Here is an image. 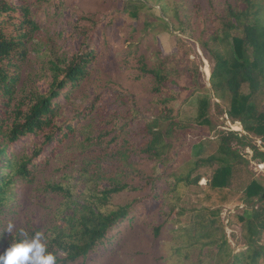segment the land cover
Listing matches in <instances>:
<instances>
[{"label":"trees","instance_id":"16d2710c","mask_svg":"<svg viewBox=\"0 0 264 264\" xmlns=\"http://www.w3.org/2000/svg\"><path fill=\"white\" fill-rule=\"evenodd\" d=\"M51 1L0 0V215L10 200L8 191L15 181L14 177L22 182H34L41 163L49 162L50 157L76 134L79 126L83 130V122L101 107L99 100H95L82 114L60 119V98L70 96L89 79L102 53V44L106 52L113 48V42L108 37L104 40L105 33L93 13L82 12L78 18L80 33L87 41L83 42L85 47L71 59L62 55L52 62V80L48 91L40 93L32 89L23 93L20 88L22 69L28 57L26 44L32 41L43 23V17L38 13L41 5L49 3L46 19H50L68 2L55 0L53 7ZM208 2L212 5L210 12H206L200 4L195 6V12L201 29L200 42L215 59L210 77L211 90L216 99L228 100V116L241 122L246 134L236 131L220 133L216 153L197 160L194 168L217 166L209 178L210 187L226 190L231 187L235 173L248 166V160L233 145L235 141L250 147L254 157L264 161V151L252 143V135L264 141V110H261L264 98V4L260 0H240L239 5L228 2L219 7L215 0ZM134 7L132 3L125 10L139 18V13L132 10ZM136 30L130 37L125 32L112 36L121 39L120 49L128 45L127 54L121 60L128 69L135 71V80L149 81L151 101L146 103L147 106L136 101L140 107L150 110L151 115L145 116L140 127L130 133L134 123L131 116L140 109L127 110L124 116L130 121L125 125L119 127V117L113 116L106 120V130L103 128L96 137L87 136L83 140L84 147L104 144V154L109 153L118 162L110 174L100 168L92 169L93 179H106L112 185L101 195L92 196L93 203L106 204L114 195L130 189L131 184L122 180L121 174L131 168L139 171L141 162L164 169L163 176L155 183L152 177H139L145 180V186L154 184L158 191L163 187L162 181L176 175L171 170L179 164L178 150L189 136H209L217 129L210 114V99L199 101L197 120H183L180 115L181 105L207 89L201 81L198 60L191 58L193 49L179 38L177 52L164 57L158 51L156 60L151 62L145 53L138 50L134 41ZM216 105L219 110V102ZM114 113L120 115L117 111ZM122 136L123 139H120ZM37 138L41 143L33 147L31 156L14 150L20 141L28 139L35 143ZM9 150L13 151L12 156L8 154ZM132 156H139L140 163L132 162ZM4 169L10 172L4 175ZM142 173L145 172L142 170ZM200 179V175L192 178L191 173L179 175L174 185L179 188L181 185L198 184ZM49 189L52 192L63 191L59 185H50ZM243 192V203L247 205L239 215L243 247L236 251L230 245L218 220L221 212L215 209L211 211L209 221L205 223L200 218L197 225H200L201 233L210 226L215 232H220V236L213 238L214 232L206 230L205 236L213 239L205 242L199 254L194 255L197 257L195 264H264V185L252 177ZM154 197L159 199L158 194ZM95 207L98 211L92 205H85L82 210L76 211V216L74 214L68 222L69 228L61 230L47 242L49 250L57 257V264H98L102 255L123 236L126 228L137 221L138 208L131 203L107 212H103L100 206ZM23 229L29 236L40 231L35 226ZM159 232L160 227L156 229V233ZM11 241L12 237H8L1 242L0 252Z\"/></svg>","mask_w":264,"mask_h":264},{"label":"rangeland","instance_id":"374dc122","mask_svg":"<svg viewBox=\"0 0 264 264\" xmlns=\"http://www.w3.org/2000/svg\"><path fill=\"white\" fill-rule=\"evenodd\" d=\"M260 1L264 4V0ZM228 2L239 5L240 0H215L219 7ZM132 3L135 5L132 10L139 13V18L125 10ZM50 4L54 7L55 0ZM197 4L210 12L212 5L208 0H68L65 7L46 19L49 3L41 5L38 13L43 17V23L32 41L26 44L28 57L22 69L20 84L23 93L32 89L46 93L52 80V62L62 55L71 59L85 47L83 42L86 39L80 33L81 23L78 21L82 12L96 14L97 23L105 33L104 40L108 37L113 42V48L106 52L102 44V53L89 79L70 96L60 98V119L82 114L95 100H99L98 105L101 107L83 122V130L79 126L76 134L50 157L49 162L41 163L34 182H22L14 177L15 181L8 191L10 200L0 215V232L10 221L15 222L17 229L35 226L44 233L47 243L61 230L66 231L71 217L74 214L76 216L75 212L82 210L85 205H92L96 211L95 206H100L103 212H107L119 205L131 203L138 208L137 221L126 228L123 236L102 255L98 264H195L197 257L194 255L199 254L200 247L208 240L220 236V232H215L213 227L207 225L206 230L214 232L213 238H208L204 234L206 230L201 233L200 225H197L200 218L205 223L209 221L212 218L211 211L215 209L221 212L218 220L224 227L230 245L236 251L243 247L242 223L239 221V215L247 208L243 203V190L252 177L264 185V169L256 165L261 159L255 158L254 152L237 141L233 145L248 160V166L235 173L230 188L216 190L210 187L209 178L217 166L194 168L197 160L216 153L220 133L229 132L230 128L234 130L237 126L233 119L227 117L228 100L216 99L211 90L210 77L215 59L200 42L201 29L195 12ZM109 15L111 17H107ZM135 29L134 41L138 50L145 53L151 62L156 60L158 51L164 57L177 52L179 38L193 49L191 58L198 60L202 72L201 81L207 89L181 105L180 115L183 120H197L199 101L210 99V114L217 129L209 136H189L185 145L178 150L179 164L172 167L171 173L176 175L162 181L163 187L158 188V191L154 184L145 186V180L139 177H152L155 183L163 176L164 169L156 168L149 162H141L139 171L131 168L122 174L118 173L122 180L131 184L130 189L114 195L106 204L93 203L92 196L101 195L103 190L112 185L106 179H93L91 173L100 168L110 174L118 162L116 157L104 154V144L84 147L83 140L87 136L96 137L103 128L106 130V120L113 116L119 117V127L125 125L130 121L124 116L127 110L140 109L131 116L134 117V123L129 129L130 133L140 127L145 116L151 115L150 110L137 103L147 106L146 103L151 101L149 81L135 80V71L128 69L121 60L127 54L128 45L120 49L121 39L112 36L125 32L130 37ZM218 102L219 110L216 105ZM262 102L261 110H264V98ZM116 111L120 115L115 114ZM252 138L255 144V140L261 137L252 135ZM40 143L38 138L35 143L26 139L17 143L14 150L21 155L31 156L33 147ZM12 152L9 150L8 154L12 156ZM130 160L140 163L139 156H132ZM3 171L4 175L10 172L9 169ZM189 173L192 178L201 176L198 184L176 188L174 184L178 176ZM50 185H59L63 191L52 192ZM155 194H158L159 199H155ZM158 227L159 234L156 233ZM7 238L0 236V243ZM198 241L201 243H192Z\"/></svg>","mask_w":264,"mask_h":264},{"label":"clouds","instance_id":"9594fccd","mask_svg":"<svg viewBox=\"0 0 264 264\" xmlns=\"http://www.w3.org/2000/svg\"><path fill=\"white\" fill-rule=\"evenodd\" d=\"M0 236L12 237L9 246L0 252V264H57L56 255L49 250L42 231L30 236L15 222H8Z\"/></svg>","mask_w":264,"mask_h":264},{"label":"built area","instance_id":"2783aa9c","mask_svg":"<svg viewBox=\"0 0 264 264\" xmlns=\"http://www.w3.org/2000/svg\"><path fill=\"white\" fill-rule=\"evenodd\" d=\"M227 117H229V116L227 115ZM228 120H229V119H228ZM230 122H231V121H230ZM234 122H236V123H237L236 125H238L237 127H235L237 130H236V129L233 130L232 128H230V129H228V130H229V131H236V132H239L241 135L246 134V131L244 130V128H243L241 122H239V121H234ZM240 125H241V127H240ZM255 145H257V147H258L260 150L264 151V141H263L261 138H258V139L255 140ZM248 149H249L250 151L253 152V150H252L250 147H248ZM256 165H257V167H259L260 169H264V161H263V160H260L259 162H257Z\"/></svg>","mask_w":264,"mask_h":264},{"label":"bare ground","instance_id":"6f19581e","mask_svg":"<svg viewBox=\"0 0 264 264\" xmlns=\"http://www.w3.org/2000/svg\"><path fill=\"white\" fill-rule=\"evenodd\" d=\"M237 127V126H236Z\"/></svg>","mask_w":264,"mask_h":264},{"label":"crops","instance_id":"0c3cea01","mask_svg":"<svg viewBox=\"0 0 264 264\" xmlns=\"http://www.w3.org/2000/svg\"><path fill=\"white\" fill-rule=\"evenodd\" d=\"M238 126V125H237Z\"/></svg>","mask_w":264,"mask_h":264}]
</instances>
